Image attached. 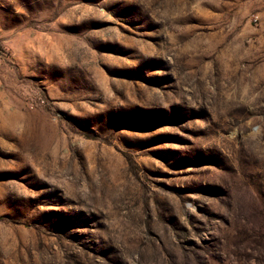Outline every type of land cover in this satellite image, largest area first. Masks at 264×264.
Returning a JSON list of instances; mask_svg holds the SVG:
<instances>
[{"label": "rangeland", "instance_id": "rangeland-1", "mask_svg": "<svg viewBox=\"0 0 264 264\" xmlns=\"http://www.w3.org/2000/svg\"><path fill=\"white\" fill-rule=\"evenodd\" d=\"M0 264H264V0H0Z\"/></svg>", "mask_w": 264, "mask_h": 264}, {"label": "built area", "instance_id": "built-area-1", "mask_svg": "<svg viewBox=\"0 0 264 264\" xmlns=\"http://www.w3.org/2000/svg\"><path fill=\"white\" fill-rule=\"evenodd\" d=\"M257 18H255V20H256Z\"/></svg>", "mask_w": 264, "mask_h": 264}]
</instances>
